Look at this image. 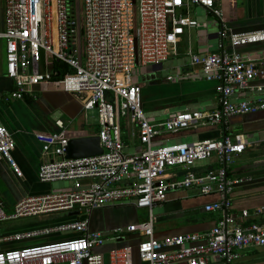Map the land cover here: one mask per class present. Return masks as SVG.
Returning a JSON list of instances; mask_svg holds the SVG:
<instances>
[{
	"label": "built area",
	"instance_id": "obj_1",
	"mask_svg": "<svg viewBox=\"0 0 264 264\" xmlns=\"http://www.w3.org/2000/svg\"><path fill=\"white\" fill-rule=\"evenodd\" d=\"M0 1L5 74L13 83L5 101L21 100L28 94L35 97L33 89L40 83L58 84L64 92L79 96L83 110H96L102 148L97 155L66 158L69 136L62 120L55 121L60 131L34 134L42 153L50 157L40 164L38 180L71 185L25 195L10 210L0 200V244L48 238L0 249V264H133L134 250L140 264H233L244 250L264 246V203L238 214L231 211L234 188L252 180L248 175L229 177L227 173L248 147L243 134L224 132L212 139L155 146L164 133L225 126L231 116L264 110V84H253L264 69L235 50L264 43V28L232 31L216 7L217 0H81L80 9L77 0ZM193 5L219 20L220 51L187 52L190 66L198 68L206 81L218 83L217 105L210 110L185 108L152 123L143 111L141 85L132 81L134 69L139 64L162 66L177 54L184 30L198 24L190 15ZM225 38L232 51L225 49ZM121 117L137 129L140 146L133 153L124 151ZM14 147L13 133L0 120V158L22 176L12 154ZM211 157H216V168L193 170L197 162ZM179 189L216 194L217 199L205 203L203 210L220 217L207 231L158 239L153 209L166 200L168 192ZM125 203L145 210L146 218L117 227L113 233L118 237L135 234L136 246L105 249V237L90 229L89 214ZM60 212L75 217L64 223L1 232L4 223Z\"/></svg>",
	"mask_w": 264,
	"mask_h": 264
},
{
	"label": "crops",
	"instance_id": "obj_2",
	"mask_svg": "<svg viewBox=\"0 0 264 264\" xmlns=\"http://www.w3.org/2000/svg\"><path fill=\"white\" fill-rule=\"evenodd\" d=\"M216 7L220 10L227 27L232 31L243 32L264 28V0H240V5L237 0H217ZM217 21L219 25L218 18ZM197 26L188 28L185 39L181 38L178 43V52L174 56H179L185 62L182 64L181 74L176 76L178 79L176 91L156 101L164 110L155 115L152 121L148 117L152 123L185 108L210 110L217 105L218 83L206 81L198 68L190 66L187 52L188 50L196 53L219 52V38L216 32H208L205 37L199 35ZM224 46L228 51L233 49L228 38L224 39ZM235 50L264 69V43L240 46ZM160 68L162 66L155 67V69ZM259 83L264 84V74L253 82V84ZM12 86V80L5 74L3 46L0 53V120L13 133L15 147L12 154L22 172V176L16 175L7 162L0 158V200L7 210L25 195L50 191L52 182H40L37 177L40 164L50 160V157L42 153L41 145L34 135L36 132L60 131L61 129L55 124L56 120H62L65 131L71 132L69 138L97 135L98 131L97 118L95 122H89L79 96L64 92L60 86V90H49L52 84L40 83L33 89L35 97L28 94L21 100L5 101L4 97ZM26 97L30 100L28 101ZM177 104L183 105L184 108L171 111L170 107H167ZM63 116L66 118L64 119ZM127 122L129 129H126L123 135L125 145L132 144L139 149L137 129L130 121ZM74 123L75 128L71 129ZM224 132L241 133L248 142L244 153L228 167L227 172L229 177L240 175L252 177L250 182L236 186L232 192L231 211L238 214L243 208L252 209L264 203V110L253 114L231 116L225 126H194L177 133H164L156 141L177 143L206 140L221 136ZM260 135H263L262 138ZM217 166L216 157H211L196 164L193 170L202 172ZM216 199V194L200 195L192 189L168 192L166 200L155 207L158 209L153 225L155 237L161 239L176 234L207 231L216 223L220 214L205 212L203 205ZM44 218L46 219V217L34 218L28 224L36 225V228L42 227L44 224L40 222ZM145 218V210L136 208L132 203H125L92 211L89 214V226L91 230L101 234L112 233L109 238L114 240L112 242L114 244L109 243L108 246L106 244L105 249L113 245H130L134 248L137 242L135 234L122 235L123 240L120 241L113 230ZM3 227L2 234L34 228H16L13 224L10 227ZM9 247L10 244H0V249ZM253 249L255 250V248L250 250ZM260 252L262 253H249L247 249L240 253L233 264H264V250Z\"/></svg>",
	"mask_w": 264,
	"mask_h": 264
},
{
	"label": "rangeland",
	"instance_id": "obj_3",
	"mask_svg": "<svg viewBox=\"0 0 264 264\" xmlns=\"http://www.w3.org/2000/svg\"><path fill=\"white\" fill-rule=\"evenodd\" d=\"M238 5H240V0H237ZM78 7V9H80V4H81V0H77V2L75 3ZM2 11H1V5H0V22H2ZM190 15L195 18L198 22V26H197V31L198 34L205 37L207 36L208 32H218L220 26L218 25V21L217 18L215 17V15L210 12L205 10L203 7L199 6V5H193L190 8ZM80 18H81V11H80ZM205 24V25H204ZM1 25V24H0ZM187 35V29L184 30V34L181 35L182 39H185ZM5 45L4 43V39H0V53L2 51L3 46ZM81 50L83 52L84 50V40H83V36L81 37ZM185 62V60L181 59L179 56H173L170 58H168L165 62H163L162 64V68L160 69H155L153 70V66L151 64H146V65H137L134 69V74L132 77V81L133 83H138L141 85V89H142V94H141V98H142V107H143V111L145 112L146 116L150 118V120H153V117L155 115H157L159 112H163L164 109L161 108V105H157V100L161 99V98H166L168 96V94L172 95V92H175L176 89V82H177V78L176 76L181 74V67L182 64ZM158 68V67H156ZM49 90H60L59 86H57L56 84H52V87L49 88ZM73 95V94H72ZM13 100H11L12 102ZM170 107V110H176V109H182L184 108L183 105L181 104H177V105H171L168 106ZM87 112V116L89 119V122L93 123L95 122L96 118H97V114H96V110H88ZM160 115V114H159ZM47 116L49 117V114H47ZM50 116L52 117V114H50ZM64 117V116H63ZM66 117H64L65 119ZM119 124L121 125V127L123 128V132L125 133L128 129H129V124L128 122H125L122 117L120 119H118ZM75 128V123L71 125V129ZM127 129V130H126ZM69 133L71 132H66L67 135H69ZM263 135H260V137L262 138ZM130 143V141H129ZM164 142H156L155 146L158 145H163ZM172 143V142H168L167 144ZM166 144V143H164ZM139 150L138 147H135L132 144H129L128 146L125 147L124 151L127 153H133L134 151ZM200 162L203 161H199L196 164H199ZM71 185V182L69 181H54L50 184V191L49 192H53V191H59V190H65V189H69ZM182 190H187V189H182ZM176 191V190H175ZM157 208L153 209L154 214L157 213ZM75 216H69L66 212H60L54 215H49L46 217V219L44 218L43 221H41L40 223L45 225H54V224H59V223H64L67 222L71 219H74ZM39 218V217H38ZM43 219V217H41ZM34 219V218H33ZM33 219H20V220H14L8 223H4L2 224V228H4L3 226L6 227H10L11 224H13V226H15L16 228H36V225H31L28 224L29 221L33 220ZM37 219V218H35ZM27 224V226H26ZM41 225V224H40ZM110 232H104L102 235L105 237L106 240V244L108 246L109 243H112L114 240L110 239ZM120 241L123 240V237L119 236L118 237ZM46 241V238H36L33 240H28V241H24V242H18L15 244L21 245V244H29L32 241ZM30 244H34V243H30ZM111 246V245H110ZM115 246V245H113ZM264 250V246L263 247H257L255 248V250H250L248 249L249 253H262L260 251ZM245 251V250H244ZM139 260L137 258V253L134 250L133 252V264H138Z\"/></svg>",
	"mask_w": 264,
	"mask_h": 264
},
{
	"label": "water",
	"instance_id": "obj_4",
	"mask_svg": "<svg viewBox=\"0 0 264 264\" xmlns=\"http://www.w3.org/2000/svg\"><path fill=\"white\" fill-rule=\"evenodd\" d=\"M153 69L155 70V67H153ZM101 152L102 148L100 146L99 137L97 135L79 136L69 138L65 156L66 158L75 159L97 155ZM77 213V211L71 212L70 215H75Z\"/></svg>",
	"mask_w": 264,
	"mask_h": 264
},
{
	"label": "trees",
	"instance_id": "obj_5",
	"mask_svg": "<svg viewBox=\"0 0 264 264\" xmlns=\"http://www.w3.org/2000/svg\"><path fill=\"white\" fill-rule=\"evenodd\" d=\"M0 5H1V1H0ZM1 11H2V9H1ZM2 14V13H1ZM0 24H1V22H0ZM0 27H1V25H0ZM64 69L66 70L67 69V67H64ZM61 71V73L63 72L62 70H60ZM26 99H28V101L30 100L29 98H27L26 97ZM46 239H48V238H46ZM44 241V240H43ZM39 242H42V241H37V240H35V241H32V242H30V243H39ZM29 243V244H30ZM15 246H19L18 244H10V247H15Z\"/></svg>",
	"mask_w": 264,
	"mask_h": 264
}]
</instances>
